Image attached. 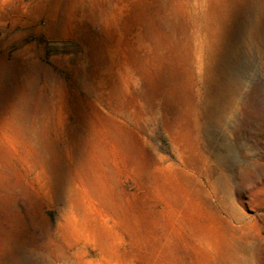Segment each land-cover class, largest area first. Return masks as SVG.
I'll return each instance as SVG.
<instances>
[{
    "label": "rangeland",
    "instance_id": "obj_1",
    "mask_svg": "<svg viewBox=\"0 0 264 264\" xmlns=\"http://www.w3.org/2000/svg\"><path fill=\"white\" fill-rule=\"evenodd\" d=\"M0 116V261L264 264V0H0Z\"/></svg>",
    "mask_w": 264,
    "mask_h": 264
},
{
    "label": "bare ground",
    "instance_id": "obj_2",
    "mask_svg": "<svg viewBox=\"0 0 264 264\" xmlns=\"http://www.w3.org/2000/svg\"><path fill=\"white\" fill-rule=\"evenodd\" d=\"M256 27H257V24L256 23H254L253 21H251V26H249V38L251 39V40H254L255 38H256V31H255V29H256ZM240 31V30H239ZM228 40H230L229 38H228ZM220 46H223V45H220ZM234 44L233 43H229L228 44V46H226V48L225 49H223V48H216V50L214 51V53H213V57L216 59V60H218V61H220L221 63H222V67H221V69L219 70V75L217 76V78L215 79V84L218 86V87H220L221 86V88L222 87H228L229 86V84H230V87H231V85L232 86H234L233 84H234V81H233V76H235V74L238 72L237 70H238V67L240 66V60H239V58H240V56H239V54L237 53L238 52V50H237V48H236V50H237V52L235 51V49H234ZM218 65V64H217ZM219 66V65H218ZM218 66H217V68H218ZM240 68V67H239ZM217 70V69H216ZM239 73V72H238ZM238 73H237V76H238ZM236 78V77H235ZM237 79V78H236ZM239 84V83H238ZM236 85V84H235ZM237 86V85H236ZM233 88V87H232ZM220 98V97H219ZM16 100V99H15ZM14 101V100H13ZM13 113V112H12ZM15 113V112H14ZM20 113V112H19ZM5 117V116H4ZM0 118H1V116H0ZM6 118V117H5ZM4 118V119H5ZM20 118V117H19ZM16 119V121L18 120L17 118H15ZM0 120H2V118L0 119ZM3 121V120H2ZM5 121V120H4ZM11 121H12V119H11ZM9 121H7V123H8ZM2 123V122H1ZM0 123V124H1ZM4 123V122H3ZM6 124V123H5ZM8 126V125H7ZM2 128V127H1ZM4 128V127H3ZM2 128V129H3ZM21 130V129H20ZM18 131V130H17ZM16 131V132H17ZM0 132H1V130H0ZM4 132H5V130H4ZM2 134H4L3 132H1ZM6 133V132H5ZM21 133V132H20ZM17 135H19V134H17ZM1 136V135H0ZM5 136V135H4ZM15 136V135H14ZM20 136V135H19ZM1 138V137H0ZM6 138H7V136H6ZM5 139V138H4ZM3 139V140H4ZM16 139H17V136H16ZM21 139V138H20ZM7 139H5V141H6ZM15 141V140H14ZM14 141H12V142H14ZM4 142V141H3ZM18 142V141H17ZM1 143H2V140H1ZM1 143H0V145H1ZM7 143V141L5 142V144ZM21 143V142H20ZM14 144H16V142H14ZM18 144V143H17ZM16 144V145H17ZM3 145V144H2ZM1 145V146H2ZM15 145V146H16ZM19 145V144H18ZM4 146V145H3ZM3 146H2V149H3ZM7 146V145H6ZM14 146V147H15ZM21 146V145H20ZM19 147V146H18ZM1 149V148H0ZM16 151V150H15ZM15 154V153H14ZM5 155V154H4ZM18 156V155H17ZM19 157V156H18ZM17 157V158H18ZM5 159V158H4ZM19 161V160H18ZM1 164V163H0ZM0 166H2V165H0ZM5 168V167H4ZM3 171H4V169L3 168H1V174L0 175H2V176H4L3 174ZM1 176V177H2ZM1 182H3V181H1ZM3 184V183H2ZM1 186V185H0ZM4 188V187H3ZM3 188H1L0 189V192H1V194H3ZM3 196V195H2ZM2 200V199H1ZM5 257V256H4ZM0 264H21V261L18 259V257H17V255H12V258L9 260V258L7 257H5V259H3V260H1L0 261Z\"/></svg>",
    "mask_w": 264,
    "mask_h": 264
}]
</instances>
